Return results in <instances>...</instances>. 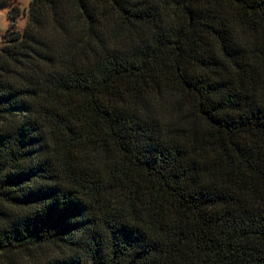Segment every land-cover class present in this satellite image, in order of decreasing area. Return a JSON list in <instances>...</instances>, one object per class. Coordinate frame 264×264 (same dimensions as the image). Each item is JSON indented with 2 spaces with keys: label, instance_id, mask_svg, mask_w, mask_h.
Returning <instances> with one entry per match:
<instances>
[{
  "label": "trees",
  "instance_id": "16d2710c",
  "mask_svg": "<svg viewBox=\"0 0 264 264\" xmlns=\"http://www.w3.org/2000/svg\"><path fill=\"white\" fill-rule=\"evenodd\" d=\"M0 264H264V0H31Z\"/></svg>",
  "mask_w": 264,
  "mask_h": 264
},
{
  "label": "rangeland",
  "instance_id": "374dc122",
  "mask_svg": "<svg viewBox=\"0 0 264 264\" xmlns=\"http://www.w3.org/2000/svg\"><path fill=\"white\" fill-rule=\"evenodd\" d=\"M31 0H9L0 3V47L4 43V37L9 29L23 32L27 23V10ZM17 7L20 10V16L14 20L11 19L13 9Z\"/></svg>",
  "mask_w": 264,
  "mask_h": 264
}]
</instances>
